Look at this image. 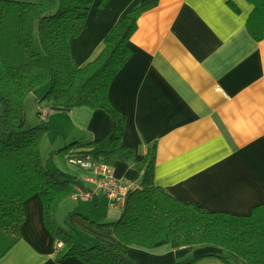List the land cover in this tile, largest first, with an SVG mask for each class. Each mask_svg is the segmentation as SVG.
I'll list each match as a JSON object with an SVG mask.
<instances>
[{
	"label": "crops",
	"instance_id": "0c3cea01",
	"mask_svg": "<svg viewBox=\"0 0 264 264\" xmlns=\"http://www.w3.org/2000/svg\"><path fill=\"white\" fill-rule=\"evenodd\" d=\"M141 1L112 0L97 20L89 19L74 42L77 64L94 60L114 23ZM252 11L247 0H161L139 20L130 42L133 56L110 91L114 105L128 117L123 143L136 148L142 159L149 144L157 142L155 183L211 213L249 215L264 206V40L258 42L247 30ZM28 116L31 124L40 123L37 115ZM47 122L53 159L48 165L81 182L87 171L74 168L66 155L58 160L53 150L105 139L111 117L86 107L55 108ZM71 168L74 179L67 175ZM114 168L119 179L140 178L129 164L117 162ZM89 202L97 203L111 221L122 216L123 210L110 207L106 197L97 195ZM24 206L22 238L0 264H85L76 256L56 258L63 243L59 246L46 226L39 195ZM76 228L82 239L123 246L138 264H173L208 251L171 245L149 250L122 244L111 229ZM199 264L221 263L207 259Z\"/></svg>",
	"mask_w": 264,
	"mask_h": 264
},
{
	"label": "trees",
	"instance_id": "16d2710c",
	"mask_svg": "<svg viewBox=\"0 0 264 264\" xmlns=\"http://www.w3.org/2000/svg\"><path fill=\"white\" fill-rule=\"evenodd\" d=\"M96 1L0 0V259L22 238L25 201L39 195L45 224L55 242L63 243L56 251L58 260L76 256L85 264H138L121 245L99 238L85 245L74 239L73 228L57 225V211L72 196L73 186H93L86 177L95 174L85 170L88 174L81 183L69 180L60 170L52 171L43 162L42 146L45 142L50 146L47 133L51 126L48 116H39V108L36 115L40 123L31 124L25 100L49 83V90L40 99L44 106H87L112 118L105 139L66 143L54 153L68 156L69 161L74 155H90L92 160L111 166L127 162L141 173L139 184L127 195L122 216L111 222L92 221L98 229H111L122 244L149 250L164 245L212 249L197 257L179 258L173 264H199L206 259L221 264H264L263 205L249 215H234L211 213L185 203L155 183L157 146L138 159L132 148L121 144L128 117L112 103L111 85L133 56L130 42L139 20L161 0H143L120 17L105 36L97 57L80 66L73 55L74 42L83 35L91 8L99 6V18L109 0ZM247 1L253 5L247 30L261 42L264 0Z\"/></svg>",
	"mask_w": 264,
	"mask_h": 264
},
{
	"label": "rangeland",
	"instance_id": "374dc122",
	"mask_svg": "<svg viewBox=\"0 0 264 264\" xmlns=\"http://www.w3.org/2000/svg\"><path fill=\"white\" fill-rule=\"evenodd\" d=\"M98 2V0L96 1ZM47 85H44L37 90H35L31 95L28 96V98L25 100V109L26 114L28 116L29 113H32L36 115V105H37V98L40 97L45 91H48L49 89V83H46ZM36 92V94H35ZM47 117V116H46ZM32 123H36L35 120H31ZM30 124V123H29ZM31 125V124H30ZM35 126V125H32ZM59 156L60 161H62L65 156L63 154H57ZM42 157L43 162L48 165H52V158H51V152L49 150V144L48 142L43 143L42 146ZM66 159H68V156H66ZM51 168L52 171H55V168L53 166H48ZM75 172L71 168V172H68L67 175L71 179H74ZM77 190V191H76ZM73 188V194L71 197L67 198L59 208L56 214L57 219V225L63 228L71 227L75 231L72 232L74 239L76 241H83L86 244H90V240L82 239L81 237L76 235V231L80 232L76 226H96L92 221L95 222H110L109 215H107L103 210L100 209V207L97 205V203H91V202H85L80 200V188L77 187V189ZM100 199H103L102 196L98 195ZM97 200V198H95ZM107 202V201H106ZM61 243V242H60ZM62 244V243H61ZM61 246V245H59ZM206 250H212L207 248ZM206 251V252H208ZM192 256V255H191ZM207 260V259H206Z\"/></svg>",
	"mask_w": 264,
	"mask_h": 264
},
{
	"label": "bare ground",
	"instance_id": "6f19581e",
	"mask_svg": "<svg viewBox=\"0 0 264 264\" xmlns=\"http://www.w3.org/2000/svg\"><path fill=\"white\" fill-rule=\"evenodd\" d=\"M112 0H109L108 1V4L111 2ZM143 1V0H142ZM141 1V2H142ZM98 2H99V0H98ZM140 2V3H141ZM139 3V4H140ZM139 4H137L135 7H137ZM98 8H99V6H96V7H92L91 8V10H90V13H89V16H88V20L89 19H95V20H97V17H96V13H97V11H98ZM106 7H104L103 8V10H102V13H103V11H104V9H105ZM134 9V8H133ZM132 9V10H133ZM118 76V75H117ZM115 81V80H114ZM114 81H113V83H114ZM113 83H112V85H113ZM44 85H47V84H44ZM44 85H42V86H44ZM112 85H111V87H112ZM42 86H40V87H42ZM39 87V88H40ZM49 87H50V85H49ZM38 89V88H37ZM36 89V90H37ZM49 90V89H48ZM110 91H111V89H110ZM33 93V92H32ZM31 93V94H32ZM47 93V91H45L42 95H40V97L39 98H37V105H36V108H39V112H40V117L41 118H44V117H46V116H49L53 111H54V109L55 108H50V107H47V106H44V104H41L40 103V99L45 95ZM35 94H36V92H35ZM110 98H111V95H110ZM112 101V100H111ZM113 103V102H112ZM114 104V103H113ZM115 106V105H114ZM84 107H86V108H90V107H87V106H84ZM116 107V106H115ZM75 108H81V107H75ZM117 108V107H116ZM59 109H61V108H59ZM63 109V108H62ZM68 109H71V108H68ZM90 109H92V108H90ZM64 110V109H63ZM92 110H100V109H92ZM105 112V111H104ZM106 113V112H105ZM108 114V113H107ZM109 115V114H108ZM110 116V115H109ZM111 117V116H110ZM111 120H112V118H111ZM111 125H112V122H111ZM127 125H128V123H127ZM111 128V127H110ZM127 130V129H126ZM109 131H110V129H109ZM109 133V132H108ZM108 135V134H107ZM123 139H124V137H123ZM123 139H122V141H121V144L123 145V146H125V147H129V146H127V145H125L124 143H123ZM101 140V139H100ZM91 141H94V140H91ZM91 141H89V142H91ZM89 142H82V143H89ZM149 146L151 147H153V146H157V143H154V142H151V144H149ZM149 147V148H150ZM130 148H132L134 151H135V153L136 154H138V152H137V150H136V148H134V147H130ZM149 148H148V150H149ZM148 150H147V152H148ZM147 152H146V154H147ZM87 160V159H90L91 161H92V163L93 164H95L97 167H99V165L100 164H102V163H105V162H97V161H94V160H92V157L90 156V155H86V156H78V155H74V157L73 158H71V160L69 161L70 162V164H72V165H74V166H77L78 167V163H77V161L78 160ZM73 162H75L74 164H73ZM121 163H126L127 164V162H121ZM106 164V163H105ZM109 165V164H108ZM110 167H111V172H110V174H108V178L110 179V181L113 183V186H114V188L115 189H117V196L121 193L120 192V190L121 189H125V188H128L129 190L128 191H130V190H132V189H134L135 187H137V185L139 184V181H140V178H139V180H136V179H129V178H121V179H119V178H117L116 177V175H115V168H114V166L115 165H113V166H111V165H109ZM80 169H83V170H87V169H85L84 167H82V166H80L79 167ZM136 171L139 173V175H140V177H141V173L136 169ZM87 177H89V176H87ZM86 177V178H87ZM94 177V179H95V181L94 182H92L93 183V187L92 188H87V189H81L80 190V195H79V197H80V200L81 201H85V202H88L89 200H91L93 197H95V196H97V195H102L103 197H106L107 199H108V201H109V205H110V207H112V208H119V209H121V210H123L124 208H125V206H126V203H127V196H126V198L124 199V202H123V204L121 205V204H118L115 200H113V199H111L110 197H109V195H108V193L106 192V190H105V188L104 187H101V186H99V183H98V181L99 180H101V177H97L96 175L95 176H93ZM169 193V192H168ZM170 195H171V193H169ZM173 196V195H172ZM175 197V196H174ZM176 198V197H175Z\"/></svg>",
	"mask_w": 264,
	"mask_h": 264
},
{
	"label": "built area",
	"instance_id": "2783aa9c",
	"mask_svg": "<svg viewBox=\"0 0 264 264\" xmlns=\"http://www.w3.org/2000/svg\"><path fill=\"white\" fill-rule=\"evenodd\" d=\"M217 92H221L219 89L216 90ZM75 162H73L74 164ZM78 167L82 166L85 169H89L92 171L97 177H101V180L98 181L99 186L104 187L106 192L108 193L109 197L113 200H115L118 204H123L124 199L129 193V189H121L120 194L117 196V189L114 188L113 183L108 178V174L111 172V167L108 164L102 163L97 167L95 164L92 163L90 159L87 160H78ZM88 181L94 182L95 179L93 176H89L86 178ZM60 245H62L60 243Z\"/></svg>",
	"mask_w": 264,
	"mask_h": 264
}]
</instances>
